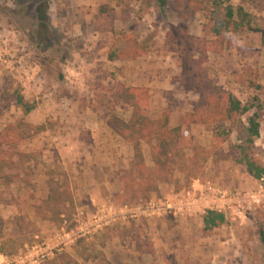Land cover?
I'll list each match as a JSON object with an SVG mask.
<instances>
[{
	"label": "rangeland",
	"instance_id": "rangeland-1",
	"mask_svg": "<svg viewBox=\"0 0 264 264\" xmlns=\"http://www.w3.org/2000/svg\"><path fill=\"white\" fill-rule=\"evenodd\" d=\"M231 9L245 17L225 31ZM126 36L142 57L117 59ZM193 39H212L216 47L203 56ZM202 74L248 112L191 126L168 182L153 190L142 183L134 147L111 128L94 143L88 124L130 120L122 87L146 89L148 116L167 115L169 128L179 127L205 106ZM18 96L34 106L27 116ZM252 117L259 137L247 154L264 168V0H0V134L17 125L15 134L25 138L24 127L44 128L16 145L10 134L0 149V263L15 264L40 246L50 255L39 264H264L263 212L205 234L206 214L150 208L197 182L252 189L237 163ZM140 149L154 170L151 146L142 142ZM125 205L146 211L118 220L115 212Z\"/></svg>",
	"mask_w": 264,
	"mask_h": 264
},
{
	"label": "trees",
	"instance_id": "trees-1",
	"mask_svg": "<svg viewBox=\"0 0 264 264\" xmlns=\"http://www.w3.org/2000/svg\"><path fill=\"white\" fill-rule=\"evenodd\" d=\"M47 11L48 6H46L45 10L41 11L39 20L42 26L47 20ZM238 16L245 17L243 10H229V21L224 25L225 31H232V20ZM211 34L213 37H217L221 34V31L220 29L214 28ZM193 40L199 43L197 52L203 56L209 51H214L216 47V42L212 39ZM125 44L126 49L120 52L117 57L118 60L137 59L144 55L141 46L131 36L125 37ZM110 59H114V56H111ZM198 88L200 95L206 100L203 110L188 114L183 124L175 129L169 128V119L167 115L158 120H152L148 116V91L146 89L121 88L122 98L125 103L133 109L132 116L128 122L111 117L108 121V126L123 141L134 147V161L136 167L141 169V174H139L140 181L146 184L151 190L156 189L157 183L168 182L169 176L175 169V160L182 158L180 154L181 149L184 147V144L185 147L186 145L188 146L191 126L199 124L216 125L232 121L238 116L248 112V109L230 93L224 92L211 82H208L204 74L198 79ZM16 105L23 109L25 116L34 110V106L29 105L21 96L16 98ZM254 117L248 120V127L244 129L243 142L238 148L239 158L237 163L245 168L247 174L251 178L258 181L264 177V168L252 160L247 154V151L253 147L254 140L259 137V124L255 121ZM20 125L22 126L21 122H19V126ZM16 128L17 125L9 126V131L7 133L3 132L0 134V149L3 141L5 142V139H7L10 134L14 136L12 144L16 145L23 139H30L44 131V128L28 125L24 127L25 131H27L25 133H28V136L23 138L15 134ZM142 142L151 146L152 159L155 165L154 170H150L145 166L140 149V144ZM0 177L3 176L0 175ZM225 222L226 220L223 214L208 212L204 217V233L209 234L211 231L223 226ZM261 240L264 245L263 233H261ZM66 257L67 256H65L64 259L68 258Z\"/></svg>",
	"mask_w": 264,
	"mask_h": 264
},
{
	"label": "built area",
	"instance_id": "built-area-1",
	"mask_svg": "<svg viewBox=\"0 0 264 264\" xmlns=\"http://www.w3.org/2000/svg\"><path fill=\"white\" fill-rule=\"evenodd\" d=\"M151 211L157 214L170 213L174 216L194 217L208 212L223 214L227 221H237L255 212L264 213V177L256 181L252 189L223 187L217 181L197 182L189 192L175 195L171 200L150 202ZM149 210V209H148ZM144 206L125 205L115 212L118 220H133L145 213ZM116 219V218H115ZM114 219V220H115ZM102 220L99 219L96 224ZM49 252L36 246L32 252L18 257L15 264H39L49 257ZM29 257V258H28ZM3 264V263H0Z\"/></svg>",
	"mask_w": 264,
	"mask_h": 264
},
{
	"label": "crops",
	"instance_id": "crops-1",
	"mask_svg": "<svg viewBox=\"0 0 264 264\" xmlns=\"http://www.w3.org/2000/svg\"><path fill=\"white\" fill-rule=\"evenodd\" d=\"M97 121H93L91 124H88V129L90 130V131H92V138L93 139H95V144H97V140L99 141H101V138H102V133H107L108 134V128H110L106 123H105V125L103 124V122H97ZM83 123L82 122H80V125H82ZM73 126H68V130L70 131H73V130H75L74 129V127L72 128ZM113 131V130H112ZM43 132V131H42ZM114 132V131H113ZM41 133V132H40ZM115 133V132H114ZM117 135V134H116ZM33 138H36V137H33ZM38 139H35V141H37V143L38 144H41V142H39L40 141V139H39V137H37ZM73 139H74V137H73ZM34 140V139H33ZM42 140H44V139H42ZM49 141V140H48ZM69 144H73V143H71V141L70 140H68L67 141ZM125 142V141H124ZM251 180H252V185H255V183H256V180H254L253 178H251ZM197 184V183H196ZM195 184V185H196ZM182 218V217H181ZM180 218V219H181ZM180 222V225H185L186 223L184 222V221H179ZM151 242L153 243V247H154V249H159V243L157 242V237H154V238H152L151 239ZM0 259H4L3 258V255H1L0 254ZM1 262V261H0Z\"/></svg>",
	"mask_w": 264,
	"mask_h": 264
}]
</instances>
